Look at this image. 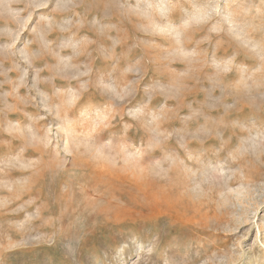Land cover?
I'll return each instance as SVG.
<instances>
[{
    "label": "rangeland",
    "instance_id": "1",
    "mask_svg": "<svg viewBox=\"0 0 264 264\" xmlns=\"http://www.w3.org/2000/svg\"><path fill=\"white\" fill-rule=\"evenodd\" d=\"M0 264H264V0H0Z\"/></svg>",
    "mask_w": 264,
    "mask_h": 264
},
{
    "label": "bare ground",
    "instance_id": "2",
    "mask_svg": "<svg viewBox=\"0 0 264 264\" xmlns=\"http://www.w3.org/2000/svg\"><path fill=\"white\" fill-rule=\"evenodd\" d=\"M93 64V63H92ZM75 107V106H74ZM69 114V113H68Z\"/></svg>",
    "mask_w": 264,
    "mask_h": 264
}]
</instances>
